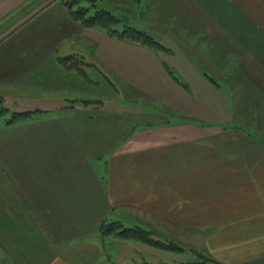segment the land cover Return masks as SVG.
<instances>
[{
	"label": "crops",
	"instance_id": "obj_1",
	"mask_svg": "<svg viewBox=\"0 0 264 264\" xmlns=\"http://www.w3.org/2000/svg\"><path fill=\"white\" fill-rule=\"evenodd\" d=\"M124 2L126 6L132 0ZM135 2L148 10L144 19L159 28L162 41L173 39L176 52H188L195 61V67L181 71L190 81H174L161 68L150 66L154 52L120 47L100 29L71 20L58 0H0V92L14 89L23 73L39 69L61 73V84L68 79L80 85L75 81L79 76H70L76 72L57 61L74 54L88 56L99 72L117 76L116 82H127L142 96L146 112L156 114L146 119L125 114L122 123L117 114L115 120L104 115L103 122L77 108L93 103L73 92L72 97L47 93L33 101L32 109L41 111L33 117L35 122L14 129L12 135V146L22 148L23 160L26 149L31 152L32 162L22 163L33 176L24 187L28 196L20 186L12 192L15 173L5 162L0 166V264H112L108 258L102 260L100 225L114 213L119 217L111 221L127 227V220L130 227L153 230L179 246L182 229L189 227L183 232L194 235L198 217H205L213 223L207 222L212 228L205 230L211 232L205 247L213 262L264 261V0ZM188 69L196 73L195 80ZM181 83L194 88L184 89ZM221 88L222 98L216 93ZM198 89L216 95L222 109L209 110L202 99L198 106ZM57 120L84 122L82 128L90 133L81 134L94 140L122 139L112 148L88 139L81 142L78 130L55 129L50 121ZM199 122L221 123L224 130L216 134L199 128ZM204 136L217 137L203 144L199 141ZM95 146L110 152L101 170L96 168L101 154ZM88 150L91 165L86 161ZM121 152L126 156L115 154ZM75 168L84 178L66 181ZM39 181L47 192L35 187ZM69 184L74 188L66 193ZM134 190L142 191L141 196ZM183 217L190 218L188 224ZM109 239L125 245L134 257L136 242L128 246L125 240Z\"/></svg>",
	"mask_w": 264,
	"mask_h": 264
},
{
	"label": "rangeland",
	"instance_id": "obj_2",
	"mask_svg": "<svg viewBox=\"0 0 264 264\" xmlns=\"http://www.w3.org/2000/svg\"><path fill=\"white\" fill-rule=\"evenodd\" d=\"M107 1L108 0L106 1L97 0L96 2L97 9H105L109 11L110 13L114 14L115 16H117L121 20V25L120 26L118 25V27L115 28L118 30V32L122 31L123 29L127 30L129 27L137 31L146 33L147 35L151 36L161 48L156 49V48L146 47L128 38H124V39L123 38H112V37H109V38L116 40V42H118L117 45L120 47H124L126 45L128 47L135 48L134 49L135 52H154L151 55L152 58L151 59L149 58L150 66L154 65L156 68H161L162 72L168 77H171V79H174V81H177V80L181 82L190 81V79L183 78L184 76L181 73V71L186 67H190V68L195 67L196 66L195 61L191 58L188 52H176L177 50L175 46L177 45L176 44L177 42H175L173 39H171L169 43H167L169 40L165 42L162 41V38L158 34L159 28L157 26H155V28L157 29L156 30L153 25L152 26L147 25L146 23L147 19H144V18H145V15L146 16L148 15V10H145V9L142 10V8L139 7V3L135 2V0H132L131 3H128L132 7H127L129 5L124 6L125 5L124 0H111L108 2ZM129 8H134V9H129ZM150 12L151 14H153L155 11L150 10ZM157 20H158V17L156 18V21ZM161 25L166 28L165 24H161ZM149 28L152 30L154 29L152 33L148 32L150 31ZM92 29H99V28H92ZM184 43L189 44L190 42L185 41ZM70 57H73V58L76 57L80 59V61L82 62L81 63L80 61H78V59L76 60L79 63V65L77 66V69L85 71V75L83 77L79 76L81 78L79 81L78 79H75V81L80 85L76 86L72 81L68 82V79H64V83L61 84V81H60L61 78L58 75L61 73H58L57 71L58 74H56V72H54L52 68L48 70H44V71L39 69V71H35L34 73H31V74L23 73L21 75L22 81H19L17 83V86L14 89L1 90L0 104L3 105L4 107H7L10 111H23V110L32 109L33 106H30V105L34 104L33 101H35L37 98L42 99L41 98L42 96L43 97H47L48 95L53 96V93L56 92L58 97H63V96L65 97V95H68V97H72L70 93L73 92V94L79 95V98L86 97L87 99H84L85 103H88V104L93 103L91 104V106L77 105V108L86 110V111L89 110V113L93 114L94 117H97V118L102 117L103 122H106V120H104L105 119L104 115H110L109 118L112 120H115L117 117L116 116L113 117V116L117 114L120 118L118 120V123H122L123 122L122 120L127 119V117H124L125 114L127 116L129 115L133 116L135 118H145L146 115H149V117L156 115V114H152V111H150L151 114L146 112V106H143V104L145 103H143L142 100L140 99L142 96L141 95L137 96V93L135 92V90L131 88V86H129L127 82L125 83L116 82L117 76L112 77L107 72H104V71L99 72L98 68L96 67L94 68L92 66L93 64L91 63L90 58L88 56L83 57L80 55L77 56L73 54V56H70ZM147 62L148 61H146V64ZM71 68L77 70L75 65H73V67ZM68 69L70 70V68ZM188 72L193 76L192 80H195V77L197 76L196 73L191 71L190 69H188ZM70 76L77 78L76 74H72ZM55 83L56 85H54ZM181 86L184 89L187 87H189V89L191 87L194 88V85L189 86L188 83H185V84L181 83ZM196 86L197 85H195V87ZM52 87H58V88H55V90H53L51 89ZM77 88H80V89H77ZM47 89L49 91H47ZM63 90H67V91L65 92ZM194 92L197 93V90L195 89ZM47 93L48 95L46 96ZM216 93L220 96V98H222L225 96V89L221 88V90L217 91ZM196 96L198 97L197 98V101L199 102L198 106H200V99H202L205 102L209 103V108H208L209 110L211 109L213 110V108L217 110V108H219V111H220L222 109V106L219 105L220 101L216 100V95H213L211 91L206 92L205 89H201L199 90V94H197ZM89 97H92L95 99H89ZM99 103L102 104V106L99 105ZM140 108H143V110ZM149 108L151 107L149 106ZM203 109L205 110V108ZM111 110L115 111L116 113H109ZM68 112L73 113L70 111ZM153 113H155V111ZM133 114H137L138 116H135ZM181 116L176 115V118L179 119ZM221 116L223 117V115ZM6 118H7V115L4 116L2 120ZM145 119H143V123H145L144 121ZM181 120L183 119L181 118ZM50 122L53 124L55 129L65 127L66 129H70L72 133H74V130L76 131L78 130V135H79L78 140L80 139L81 142L87 139L91 141H95L96 143L100 144L102 148H103V144L105 145V143L107 145H110L111 148L114 147L117 143L119 145L120 140L122 139V137H118L115 139V137L104 136V137L99 138L98 136H96V139L94 140L93 136H90V134L83 136L81 134L82 132H87V133H90V132L82 128L84 122L79 121V120H73V121L70 120L67 122L63 120H59V121L57 120V121H50ZM26 123L29 124V122H26ZM158 123H160V121ZM200 123L202 122H199V128H207L210 132L218 133L224 130L222 129L223 125L221 123L219 124H211L212 122H207V124H200ZM229 127L238 128L237 126H234L233 124L229 125ZM11 132L10 130H8V128L0 127V166H3L6 163V167L14 171L15 173V178H13L14 175L11 178V181L13 183L12 192H15L14 191L15 186L16 188L20 186L21 192L25 196H28L29 192L24 187L30 184V181L31 179H33V176H32L30 167L29 166L25 167L22 163L32 162L31 152L30 150L26 149V157L23 160L22 148L17 149L15 148L14 145L12 146L16 138L12 137L11 142L9 143L5 142L6 139L9 138L7 136L9 134L11 135ZM216 137L217 136H213V137L204 136L203 137L204 139H200L201 141L199 142L203 144L207 142H212L214 141ZM199 138H202V137H199ZM71 139H72V136H67V140L71 141ZM95 147H96L95 149L99 152V154H101L99 155L100 158L98 159V161H95V164L97 165L96 168L101 170L102 168H104L103 162L106 161L110 157V156L108 157V154L110 152L108 151V148L107 150L105 149L101 150L99 146H95ZM89 151L91 150H88L86 154V161H88V159L90 158V156H88ZM115 154H118L120 156H126V152L115 153ZM127 155H132V154H127ZM15 156L18 159H15ZM87 164L91 165L93 164V161L92 162L88 161ZM20 167L22 169H20ZM79 168H83V164L79 166ZM72 171L74 174L67 175L66 181L71 180V179H76L79 177L81 179L84 178L83 171L79 173L76 168L72 169ZM51 176H53L52 173H51ZM85 180L86 181L88 180L87 177L85 178ZM59 181L60 180L58 179L57 182ZM101 181L104 183V178H102ZM61 182H64L63 178L61 179ZM42 183H43L42 181L37 182L35 187H37L38 189H41L43 192H47L46 188L44 187V185H42ZM0 187L2 188L3 184H1ZM4 188L6 191L10 192V189L8 186L5 185ZM73 188H74V185L69 184V189H67L66 193H71V190H73ZM134 192H136L137 195L141 196L142 191L134 190ZM200 196L201 195H199V197ZM114 214L110 216V219L107 218L103 221L110 222L111 219H115L119 217L117 215L119 213H117L116 215ZM139 214L141 215V213ZM216 219H219V218L218 217L214 218V221ZM189 220H190L189 217L182 218V221L187 224ZM160 221L163 222L164 220L160 219ZM207 222H210V224H213L211 223L212 222L211 220L207 221V218L205 217H198V223H197L198 231L194 233V235L190 233H184L186 231H190L189 227L185 228L186 230L182 229V233L178 234L179 238L181 237V240H179L181 245L179 247L184 249L181 252L167 251V250L165 251L162 249H154L148 246L147 248H145L146 246L143 247L144 245H141L140 243H137L138 244L137 245L135 243L133 247V252H134V257H133L130 254L129 250H127L125 245L119 244L117 242H112L111 241L112 239H109L110 236L108 237L103 236V239L101 241V248H100L102 252V257H103L102 260H107L108 258V260L112 261V264H128V263H131L132 261H141V260L148 261L150 264H156L159 262H179L183 264H216L215 262H213L215 259L214 260H212L213 258L211 259L205 247V237L208 235L209 236L211 235L210 234L211 232H207L205 230H207L208 227H209L208 229L212 228L211 226H207L206 224ZM124 223L126 226L129 225L127 227H130V222H128L127 220H124ZM170 223H171L170 218H167V224H170ZM172 237H174V233H172ZM125 242H129L128 246H130V240L129 241L125 240ZM146 250H149L147 254L145 253ZM249 264H264V261L263 260L253 261Z\"/></svg>",
	"mask_w": 264,
	"mask_h": 264
},
{
	"label": "trees",
	"instance_id": "obj_3",
	"mask_svg": "<svg viewBox=\"0 0 264 264\" xmlns=\"http://www.w3.org/2000/svg\"><path fill=\"white\" fill-rule=\"evenodd\" d=\"M63 7L66 9L71 20L78 22L80 25L87 29L99 28L105 32L108 37L112 38H128L132 41L140 43L143 46L150 48H161L158 43L146 33L137 31L135 29L129 28L126 30L119 31L115 28L121 25V20L105 9H97V0H58ZM73 55H68L65 57L57 58L58 64L66 69L75 71L77 76L83 77L85 75L84 70H78L77 66L79 63L76 61L78 58L70 57ZM80 61V59H78ZM77 62V63H75ZM81 62V61H80ZM82 63V62H81ZM76 69H72L73 65ZM72 65V66H71ZM40 110L29 109L23 111H10L7 107L0 104V127L8 128V130L14 131V129H24L28 128L33 117L40 113ZM7 118L2 120L4 116ZM26 122H29L27 124ZM9 134L8 139H12V134ZM100 232L102 236H110L116 239H124L140 243L141 245L148 246L154 249H162L167 251L181 252L184 249L179 247V245L174 242L162 237L159 233L153 230H147L142 227H125L119 222H102L100 225ZM205 260V259H204ZM128 264H150L148 261H132ZM156 264H183L179 262H159Z\"/></svg>",
	"mask_w": 264,
	"mask_h": 264
}]
</instances>
